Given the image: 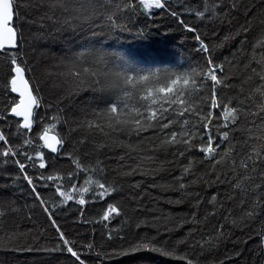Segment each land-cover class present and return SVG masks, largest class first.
Segmentation results:
<instances>
[{
    "label": "snow or ice",
    "instance_id": "6c2138e0",
    "mask_svg": "<svg viewBox=\"0 0 264 264\" xmlns=\"http://www.w3.org/2000/svg\"><path fill=\"white\" fill-rule=\"evenodd\" d=\"M241 6V0H228L227 5L224 0H203L201 7L189 6L188 11L201 21L223 23L226 19L232 24ZM154 10H169L194 34L200 56L196 66L182 71L145 69L134 54L105 50L107 40L131 32L136 17ZM179 15L168 0H0V177L5 189L19 188V182H25L33 205L40 208L55 233L43 245L21 243L15 223L17 201L0 196V231L4 232L0 251L67 253L72 264H105V260L150 264L155 257L200 264L189 249L216 248L227 238L224 224L215 235L202 238L203 242L185 237L173 240L171 233L184 223L197 224L195 210L202 203L215 209L227 200L235 206L229 209L233 228L261 220L255 235L264 256V145L243 140L238 141L240 152L230 151L236 133H251L246 125L257 116L264 121V83L254 89L261 102L252 105L250 95L243 91L252 78L237 83L238 78L226 69L239 50L231 54L232 59L218 60L214 49L222 47L223 41L207 42L199 28ZM250 26L248 19L243 25L237 23L235 35L248 33ZM65 32L79 33L80 40L61 59L64 87L52 95L42 87L43 57H34L40 41H54ZM234 38L230 31L224 40ZM257 43L264 45V34ZM252 72L264 81V70ZM86 91L96 95L77 103L75 97ZM97 131L103 139L89 138V132ZM141 151L145 155L131 156ZM9 164L15 165V172L7 170ZM146 164L158 167L149 169ZM161 171L168 172L170 181L157 184L153 178L149 187L176 193L175 203L188 202L195 209L190 220L172 228L165 225L163 231L160 222L169 217L154 215L151 220L133 222L117 200L124 192L119 177L139 174L143 178ZM221 185L225 191H214L206 201L195 190ZM131 188L135 190L131 200L138 202L143 185L133 181ZM69 202L78 206L74 223H100L107 241L119 243L98 251L94 236L81 243L68 237L56 219V210ZM140 210L139 206L134 209ZM89 211L95 219L85 218ZM229 215L223 217L225 222ZM149 228L155 229L154 234ZM240 255L237 249L225 259ZM0 264L5 262L0 260Z\"/></svg>",
    "mask_w": 264,
    "mask_h": 264
},
{
    "label": "trees",
    "instance_id": "16d2710c",
    "mask_svg": "<svg viewBox=\"0 0 264 264\" xmlns=\"http://www.w3.org/2000/svg\"><path fill=\"white\" fill-rule=\"evenodd\" d=\"M224 2L227 5L228 0H224ZM168 3L172 9L180 14V19L199 28L201 35L207 42L220 44L223 41L222 47L214 49L218 60H223L225 57L232 59L231 54L239 50L232 66L226 65V69L230 74L238 78L237 83L247 77L252 78L244 85L243 91L244 95H250L251 100L249 103L258 105L261 102V96L254 89L257 85L264 83V81H260L259 76L253 74L252 69H256V73L264 70V45L257 43L261 35L264 34V0H241V9L234 13L235 19L232 24H229L226 19L223 23L219 20L211 23L207 20L201 21L194 16V13L188 11L189 6L193 9L201 7L203 0H168ZM245 9H247V12H245ZM245 19L251 21L250 31L236 36V28L234 26L237 23L243 25ZM230 31L235 38L224 40V37ZM79 40V33L65 32L60 34L54 41L39 42L34 58L39 59L41 55L43 57L42 67L46 66V71L43 72L41 78L44 81L42 87L46 93L55 95L64 87V77L60 75L64 71L61 66V59L69 54V49H75ZM198 47L194 34L187 32L178 23V19L171 16L169 10H154L151 15H139L135 18V26L131 32L119 33L117 38L107 40L104 44V48L108 52L134 54L139 59L140 66L145 69H171L177 71L185 70L189 66H196L197 62L200 61V56L196 52ZM245 65H248V67L246 68ZM0 87H2V84H0ZM167 91H171V88ZM93 95L96 94L86 91L76 96L75 100L77 103L87 102ZM252 110L256 111L257 109L253 107ZM246 128H251V133L247 131L236 133V140L231 142L234 149V151L230 149L232 154L241 150V144L238 141L247 140L249 145L257 147L264 145V121L259 116L255 118L254 123L247 124ZM88 136L89 138L103 139V135L98 131L89 132ZM252 137H257V139H252ZM120 139L124 138L121 137ZM146 146L151 148L150 144ZM114 151L116 153L121 152L119 148H115ZM137 155L143 156L145 153L143 151L131 153L133 158L137 157ZM111 167L115 168L116 165L112 164ZM145 167L151 169L158 167V165L146 164ZM7 170L15 172V165L9 164ZM153 178H155L157 184L170 181L167 171L149 174L143 178L139 174L134 177H119L124 187V192L117 200L127 217H130L134 222L137 219L151 220L154 215L167 216L169 217L168 220L160 222L161 231H163L165 225L172 228L185 219L190 220V213L195 210L192 205L188 202L175 203L176 193L149 187L153 183ZM133 181H138L143 185L141 189L142 199L135 203L132 202L130 195L135 191L131 188ZM4 183L5 180L0 177V196H8L17 201L16 207L19 211L15 217V223L18 225L17 231L21 238L20 242L43 245L52 240L55 235L54 230L47 223L46 217L40 208L33 205L31 197L27 194L28 189L25 182L21 180L19 188L8 189L3 187ZM40 190L43 191V189ZM195 190L199 191L201 197L206 201L214 191L222 193L225 188L221 185L207 189V191L204 188ZM169 199L172 200L171 203L167 202ZM138 206L141 210L134 211ZM77 207L73 202H69L68 206L56 210V219L62 225L68 237L75 239L77 243H81L92 239L94 236L98 251L107 248L109 244L119 243V241H107L106 236L103 235L105 229L100 223H74V219L78 215ZM234 207L227 200L224 201L223 207L217 204L215 209L206 202L202 203L199 209L195 210L199 218L198 223L195 225L184 223L181 227H176L171 233V239L175 240L185 237L190 240L203 242L202 238L206 239L215 235V230L218 226L224 224V232L227 234V238L220 240L216 248L209 249L205 247L203 252L199 248L189 249L199 259L200 264H218L220 261H223V264H262L264 256L260 254V249L257 248L259 236L255 235V232L259 231L261 220L257 219L250 224L246 223L243 227L233 228L230 223L229 209H234ZM30 208L32 209L31 211L29 210ZM213 211H215V215H210L209 213ZM226 215H229L228 222L223 219ZM29 217L31 218L29 219ZM85 218L95 219L90 211L85 213ZM189 229L193 230L191 236L188 235ZM148 231L154 234L155 229L149 228ZM0 236H4L3 231H0ZM237 249L241 251L240 256L233 259H225L226 256H230ZM94 256L95 253H93L92 258ZM57 259L59 264H72V260L68 258L67 253L49 256L39 252L0 251V260L4 261L5 264H56ZM105 264H114V262L105 260ZM122 264H127V262H122ZM150 264H183V262L155 257Z\"/></svg>",
    "mask_w": 264,
    "mask_h": 264
}]
</instances>
